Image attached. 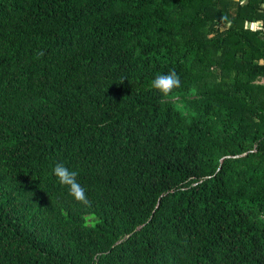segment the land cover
I'll use <instances>...</instances> for the list:
<instances>
[{"label":"trees","instance_id":"1","mask_svg":"<svg viewBox=\"0 0 264 264\" xmlns=\"http://www.w3.org/2000/svg\"><path fill=\"white\" fill-rule=\"evenodd\" d=\"M0 264H264V0H0Z\"/></svg>","mask_w":264,"mask_h":264},{"label":"clouds","instance_id":"2","mask_svg":"<svg viewBox=\"0 0 264 264\" xmlns=\"http://www.w3.org/2000/svg\"><path fill=\"white\" fill-rule=\"evenodd\" d=\"M151 87L158 90L162 94H167L172 89L180 86V77L171 70L165 74H158L151 80ZM53 174L61 186L66 187L68 194L75 200L83 204H87L88 198L86 190L81 185L78 177V172L65 164H57L53 169Z\"/></svg>","mask_w":264,"mask_h":264},{"label":"rangeland","instance_id":"3","mask_svg":"<svg viewBox=\"0 0 264 264\" xmlns=\"http://www.w3.org/2000/svg\"><path fill=\"white\" fill-rule=\"evenodd\" d=\"M248 27L254 28V25L253 24H249Z\"/></svg>","mask_w":264,"mask_h":264}]
</instances>
